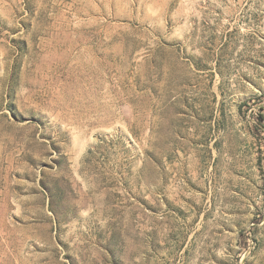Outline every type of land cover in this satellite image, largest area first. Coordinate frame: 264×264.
Returning <instances> with one entry per match:
<instances>
[{"label":"rangeland","instance_id":"obj_1","mask_svg":"<svg viewBox=\"0 0 264 264\" xmlns=\"http://www.w3.org/2000/svg\"><path fill=\"white\" fill-rule=\"evenodd\" d=\"M0 264H264V0H0Z\"/></svg>","mask_w":264,"mask_h":264}]
</instances>
